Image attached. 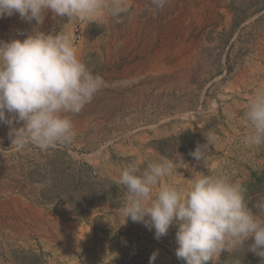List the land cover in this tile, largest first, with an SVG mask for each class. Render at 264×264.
<instances>
[{
    "label": "rangeland",
    "instance_id": "374dc122",
    "mask_svg": "<svg viewBox=\"0 0 264 264\" xmlns=\"http://www.w3.org/2000/svg\"><path fill=\"white\" fill-rule=\"evenodd\" d=\"M128 9L102 24L45 14L40 30L70 33L105 85L71 114V143L19 148L12 129L23 122H0V264H150L153 253L152 264H184L175 225L157 240L125 222L117 180L133 163L172 160L161 183L184 191L219 173L244 187L249 207L264 198V145L245 142L248 103L264 88V0H128ZM35 27L5 16L0 40ZM205 133L215 139L197 162L190 152ZM249 243L215 264H264Z\"/></svg>",
    "mask_w": 264,
    "mask_h": 264
},
{
    "label": "clouds",
    "instance_id": "9594fccd",
    "mask_svg": "<svg viewBox=\"0 0 264 264\" xmlns=\"http://www.w3.org/2000/svg\"><path fill=\"white\" fill-rule=\"evenodd\" d=\"M164 2L152 0L160 8ZM128 10V0H0V18L18 14L36 23L24 39L0 40V122H23L12 129L19 148L30 143L46 151L71 143L76 136L71 114L80 113L105 85L82 60L70 33L40 30L45 14L102 24L106 16L116 18ZM245 119L252 129L245 142L264 145V88L250 99ZM205 135L206 143L190 152L197 162L215 139ZM175 170L170 159L133 163L122 170L117 184L126 190L125 222L130 218L144 224L157 240L175 225V255L184 264H215L220 254L233 253L249 241L247 251L264 260V198L254 212L244 187L219 173L195 176L187 191L162 184Z\"/></svg>",
    "mask_w": 264,
    "mask_h": 264
},
{
    "label": "bare ground",
    "instance_id": "6f19581e",
    "mask_svg": "<svg viewBox=\"0 0 264 264\" xmlns=\"http://www.w3.org/2000/svg\"><path fill=\"white\" fill-rule=\"evenodd\" d=\"M9 175H11V173ZM20 225H27V226H25L26 228H24V229H27V227H29V225L27 223H21Z\"/></svg>",
    "mask_w": 264,
    "mask_h": 264
}]
</instances>
